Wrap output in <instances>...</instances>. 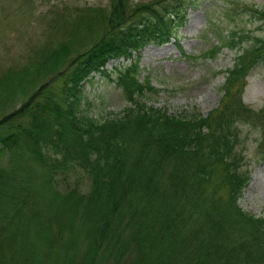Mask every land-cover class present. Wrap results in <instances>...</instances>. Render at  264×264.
Returning <instances> with one entry per match:
<instances>
[{
    "label": "trees",
    "instance_id": "trees-1",
    "mask_svg": "<svg viewBox=\"0 0 264 264\" xmlns=\"http://www.w3.org/2000/svg\"><path fill=\"white\" fill-rule=\"evenodd\" d=\"M195 1L85 8L68 43L0 79V105L26 98L0 119L3 264H264V220L237 206L248 177L236 152L240 124L264 135V109L242 102L248 73L264 62V40L241 49L205 118L135 100L152 90L136 84V64L116 80L132 106L103 121L82 114L84 83L109 78L107 64L149 45L178 44ZM91 36L98 39L64 66ZM257 154L264 159V138Z\"/></svg>",
    "mask_w": 264,
    "mask_h": 264
},
{
    "label": "rangeland",
    "instance_id": "rangeland-1",
    "mask_svg": "<svg viewBox=\"0 0 264 264\" xmlns=\"http://www.w3.org/2000/svg\"><path fill=\"white\" fill-rule=\"evenodd\" d=\"M127 1L129 9L133 10L134 6L152 0ZM114 4V0H0V79L31 64H41L44 54L68 43L80 10L107 11ZM185 17L186 22L177 35L178 44L172 41L163 46L149 45L132 60L107 64L105 70L109 78L92 75L83 85L82 114L103 121L132 106L116 80L120 72L134 64L136 84L152 89L134 93L135 100L147 107L189 118H205L216 110L223 96L226 72L233 68L241 49H249L256 38L264 40V0H196ZM231 33L236 36L232 38ZM219 36L227 38L222 43ZM95 38L91 36L81 46L73 48L64 66L78 53L88 50ZM230 40H242V43L238 49L230 48L227 46ZM42 81L34 84V88ZM245 81L243 104L253 111L263 110L264 62L251 69ZM25 99L19 93L12 101L0 105V119L17 109ZM238 129L236 152L243 155L241 172L247 174L248 181L237 199V206L243 213L264 220V159L257 154L264 135L245 124H240ZM216 183L217 179H213L209 184L214 187ZM9 259L8 248H1L0 264Z\"/></svg>",
    "mask_w": 264,
    "mask_h": 264
}]
</instances>
